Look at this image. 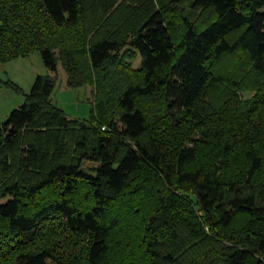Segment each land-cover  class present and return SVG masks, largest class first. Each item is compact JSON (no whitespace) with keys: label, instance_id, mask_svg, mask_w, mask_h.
Listing matches in <instances>:
<instances>
[{"label":"trees","instance_id":"obj_1","mask_svg":"<svg viewBox=\"0 0 264 264\" xmlns=\"http://www.w3.org/2000/svg\"><path fill=\"white\" fill-rule=\"evenodd\" d=\"M34 52L56 77L0 122V264H264V0H0V65Z\"/></svg>","mask_w":264,"mask_h":264},{"label":"rangeland","instance_id":"obj_2","mask_svg":"<svg viewBox=\"0 0 264 264\" xmlns=\"http://www.w3.org/2000/svg\"><path fill=\"white\" fill-rule=\"evenodd\" d=\"M140 57L132 61L133 68L140 66ZM56 86L53 93V100L60 106L65 114L73 120L84 121L91 117L93 91L91 87L72 89L67 86L66 74L60 66ZM53 76L45 66L40 52H34L28 57H21L0 65V122L7 121L10 113L21 107L26 94H29L38 76ZM10 82L12 86H8ZM16 88L20 89L18 91ZM253 92L243 94V99H249ZM85 168L94 167L90 162L84 163Z\"/></svg>","mask_w":264,"mask_h":264}]
</instances>
